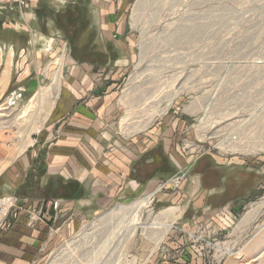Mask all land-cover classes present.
<instances>
[{
    "label": "rangeland",
    "instance_id": "1",
    "mask_svg": "<svg viewBox=\"0 0 264 264\" xmlns=\"http://www.w3.org/2000/svg\"><path fill=\"white\" fill-rule=\"evenodd\" d=\"M90 4L72 0L66 7L87 10ZM6 5L0 2V74L11 47L16 55L11 91L1 93L0 87V183L6 169L34 150L39 153L32 169L44 159L47 148L39 140L60 114L55 103L69 71L56 53L37 67L32 64L30 77L19 81L20 51L27 45L22 29L3 20ZM125 8L128 32L118 34L123 44L107 48L108 81L116 83L109 98L115 106L110 132L126 142L136 138V147L129 149L136 157L154 145L159 169L149 192L94 217L74 257L62 256L58 263L77 258L80 264H165L182 258L186 264L195 254L201 264H264V0H127ZM20 9L30 12L31 0ZM84 21L74 22L73 34ZM57 71L52 106L34 122V98L53 86ZM151 193L142 222L177 208L175 224L158 246L141 228L131 238L119 226L131 218L133 203ZM4 196L14 197L15 205L19 201ZM118 205L127 212L97 220ZM259 206L256 217L240 226L243 216Z\"/></svg>",
    "mask_w": 264,
    "mask_h": 264
},
{
    "label": "crops",
    "instance_id": "2",
    "mask_svg": "<svg viewBox=\"0 0 264 264\" xmlns=\"http://www.w3.org/2000/svg\"><path fill=\"white\" fill-rule=\"evenodd\" d=\"M69 1L31 0L30 12L10 5L2 12L6 25L22 29L27 39H22L27 48L20 51L19 81L25 83L30 77L32 64L37 67L44 57L56 53L69 71L59 90L64 98L55 103L60 114L39 140L47 148L44 159L32 169V159L39 153L34 150L32 156L6 169L0 183V196L19 198L0 235V264H45L58 248H71L72 243L80 246V240L72 238L87 229L89 221L109 206L149 192L159 169L154 145L136 157L129 152L136 147V138L126 142L125 137L110 132L115 108L110 100L116 83L108 81L107 48L111 43L123 44L118 34L128 32L123 18L127 0H90L87 10L78 5L66 7ZM82 19L84 24L73 34L71 26ZM36 36L49 42L47 50L39 47ZM77 38L85 40L79 43ZM15 53L11 47L5 58L1 93L11 91ZM49 199L62 200L58 210L46 202ZM87 233L84 230L79 238ZM179 261L183 264L182 258ZM186 264H201V259L194 254Z\"/></svg>",
    "mask_w": 264,
    "mask_h": 264
},
{
    "label": "bare ground",
    "instance_id": "3",
    "mask_svg": "<svg viewBox=\"0 0 264 264\" xmlns=\"http://www.w3.org/2000/svg\"><path fill=\"white\" fill-rule=\"evenodd\" d=\"M19 11L23 12V10H21V9H19ZM35 41L37 43H39V47H42V48L47 50V48H48L47 46H49V45H47V43H49V42L46 39L36 36L35 37ZM0 49H2V50L4 49L1 43H0ZM0 52H1V50H0ZM53 81H54V84H53L52 87L42 88L40 90V92L38 93V95L34 98V102L32 103L33 106L34 105L36 106L35 114L32 116V121L34 120V122L36 120L38 121V119L41 118V116H43L44 112H46L52 106V99H53L52 96H53L54 88H57L59 86V83H60V71H57L54 74ZM57 91L58 90H56V92ZM55 96H56V94H55ZM25 111L23 110L22 113L23 114L27 113ZM11 125L12 124L10 123V126ZM1 127L4 128L3 126H1ZM10 128H12V127H10ZM0 171H1V168H0ZM151 195L152 194H149L146 197H143V198L137 200V202L135 201L133 203V206L131 207V210H129V213L132 215V216L130 215L131 218L129 220H128V218L124 219L122 221V223L119 224V226L122 225L121 228H123V230H124L123 233L125 234V232H128V235L130 237L135 235L136 231H138L139 228H141V230L144 233V235L149 236L151 238L153 237L155 239V241H156L155 242L156 246H158V244L165 237V235L168 233V231L174 226V224H175L174 220H175V217H176V212L175 211L177 210V208L176 207H173V208L169 207L167 209H164L159 214H157V216L155 215V217H156V218H154L155 221L153 220L151 223H144V222L141 221L142 210H143V206H145L149 202ZM263 204H264V201L260 204V206L263 207ZM129 205L131 206V204H129ZM260 206L259 207H255L252 210L248 211L245 214V216H243V218H242V220H241L239 225L240 226H244V224L252 221L254 219V217H256L257 213L259 212V209L261 208ZM127 207H129V206H127ZM126 209L127 208L124 205H118V206L114 207V209L111 210L110 212L105 213L103 216H100L97 220L100 223L101 222L103 223L104 221L106 222V220L115 218L121 211H124ZM126 212H127V210H126ZM159 220H161V221H159ZM94 223H95V221L93 222V225H94ZM114 225H116L115 222H114ZM102 227L105 228L104 226H102ZM112 228H115V227H112ZM87 229H88V227H87ZM87 229H84V230H87ZM116 229H117V225H116ZM92 232H94V231H92ZM112 232L113 231H111L110 233L112 234ZM114 233H116V232H114ZM116 234H118V233H116ZM124 234H123V236H124ZM117 237H118V235H117ZM127 238H128V236H127ZM131 238H133V237H131ZM113 239H114V237H113ZM126 243H127V241H126ZM113 244H114V242H113ZM111 246H112V244H111ZM118 247H120V245ZM141 264H144V263L141 262Z\"/></svg>",
    "mask_w": 264,
    "mask_h": 264
},
{
    "label": "built area",
    "instance_id": "4",
    "mask_svg": "<svg viewBox=\"0 0 264 264\" xmlns=\"http://www.w3.org/2000/svg\"><path fill=\"white\" fill-rule=\"evenodd\" d=\"M6 2L7 5L13 6L14 8H18V10L20 8H22L24 5L27 4L28 0H0V2ZM16 199H14V197H10V196H0V235L1 233L4 231L5 227H6V216L9 212V210L15 206V202ZM62 200L61 199H49L47 201L48 204L51 205V207L55 210H58L60 205H61ZM86 226V225H85ZM80 232L78 233V235H76L74 238H72L73 241H77L78 239L80 240ZM85 237V236H84ZM75 243H72V247L71 248H58L57 253L50 257L45 264H60L58 263L59 258H61L62 256L64 257L65 255H71V258L74 257V252L76 251V249L79 247H75L74 246ZM64 251V253L60 256V254ZM54 262V263H53ZM81 261L79 259L76 258V260H74V262H72L71 264H80ZM64 264H68V263H64Z\"/></svg>",
    "mask_w": 264,
    "mask_h": 264
}]
</instances>
